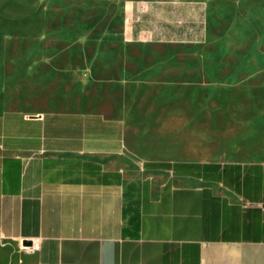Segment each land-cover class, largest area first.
<instances>
[{
    "label": "rangeland",
    "instance_id": "obj_1",
    "mask_svg": "<svg viewBox=\"0 0 264 264\" xmlns=\"http://www.w3.org/2000/svg\"><path fill=\"white\" fill-rule=\"evenodd\" d=\"M13 109L120 117L155 159L264 160V0H0Z\"/></svg>",
    "mask_w": 264,
    "mask_h": 264
},
{
    "label": "crops",
    "instance_id": "obj_2",
    "mask_svg": "<svg viewBox=\"0 0 264 264\" xmlns=\"http://www.w3.org/2000/svg\"><path fill=\"white\" fill-rule=\"evenodd\" d=\"M138 154L120 117L0 112V264H264V160Z\"/></svg>",
    "mask_w": 264,
    "mask_h": 264
},
{
    "label": "built area",
    "instance_id": "obj_3",
    "mask_svg": "<svg viewBox=\"0 0 264 264\" xmlns=\"http://www.w3.org/2000/svg\"><path fill=\"white\" fill-rule=\"evenodd\" d=\"M24 248L32 252L37 251L40 248V242L33 240L31 245H26Z\"/></svg>",
    "mask_w": 264,
    "mask_h": 264
},
{
    "label": "water",
    "instance_id": "obj_4",
    "mask_svg": "<svg viewBox=\"0 0 264 264\" xmlns=\"http://www.w3.org/2000/svg\"><path fill=\"white\" fill-rule=\"evenodd\" d=\"M32 244V242H30V244L29 245H31Z\"/></svg>",
    "mask_w": 264,
    "mask_h": 264
},
{
    "label": "trees",
    "instance_id": "obj_5",
    "mask_svg": "<svg viewBox=\"0 0 264 264\" xmlns=\"http://www.w3.org/2000/svg\"><path fill=\"white\" fill-rule=\"evenodd\" d=\"M182 3H184V2H182Z\"/></svg>",
    "mask_w": 264,
    "mask_h": 264
}]
</instances>
